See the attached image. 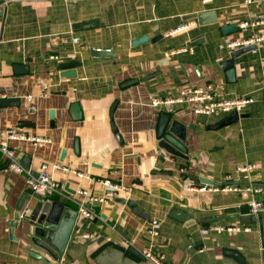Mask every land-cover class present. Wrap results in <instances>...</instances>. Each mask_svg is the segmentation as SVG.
Segmentation results:
<instances>
[{"label": "crops", "instance_id": "obj_1", "mask_svg": "<svg viewBox=\"0 0 264 264\" xmlns=\"http://www.w3.org/2000/svg\"><path fill=\"white\" fill-rule=\"evenodd\" d=\"M203 12H214L217 22L201 26L186 19ZM262 19L264 0H0V101L20 102L0 106V132L18 129L52 140L43 147L12 142L11 148L21 164L29 161L32 176L46 164L63 186V193L52 198L35 196L28 175L16 172L0 154V263L47 264L33 257L38 255L55 264H122L123 257L139 264L130 249L140 254L149 249L165 264H241L228 251L246 264H264V211L252 214V197L187 189L203 185L201 179L215 187L238 182L233 186L240 189L262 187L254 199L264 202V40L236 58L234 83L221 66L233 53L228 43L264 37V25L240 28ZM85 22L95 25L74 27ZM228 25L237 31L224 35ZM142 37L150 40L132 45ZM93 50H111L115 58L95 62ZM68 63L82 65L61 67ZM19 66L24 69L17 72ZM132 80L139 82L124 87ZM207 86L219 98L252 97L255 102L238 122L217 130L211 127L228 117L196 115L188 103L152 104ZM162 114L171 115L168 130L173 121L186 127V158L161 146ZM53 165L69 172L55 171ZM244 166L253 169L238 171ZM105 181L126 191L95 206L98 219H86L77 211L83 198L78 192L105 197L110 189ZM24 198L30 211L38 203L63 206L62 230L74 220L59 262L24 237L19 208ZM120 200L132 201L131 206ZM174 211L194 223L174 219ZM233 215L244 222L199 223ZM253 217L255 222H247ZM153 220L160 231L155 240L147 233Z\"/></svg>", "mask_w": 264, "mask_h": 264}, {"label": "built area", "instance_id": "obj_2", "mask_svg": "<svg viewBox=\"0 0 264 264\" xmlns=\"http://www.w3.org/2000/svg\"><path fill=\"white\" fill-rule=\"evenodd\" d=\"M258 26L264 25V19L249 23L243 22L240 24V28L246 29L249 26ZM264 40V37H249L240 41L228 43V48L231 52L240 50L245 47L252 46ZM181 51H187L185 49ZM58 59V58H56ZM48 90L45 87V95H47ZM26 101L30 104L31 108H35L33 103V97L27 96ZM176 102L188 103L192 106L193 112L196 115H205V116H224L232 117L235 114L241 115L244 110L251 104L255 102L252 97H238V98H219L216 92L213 90L212 86H207L206 88H190L183 90L181 97L177 100H154L152 102L154 107H158L162 104H173ZM12 142H29L35 146L43 147L47 144H50L52 140L44 137L32 136L24 132L19 131L18 129H10L0 132V154L5 158V161L8 162L9 166L12 167L16 172L20 174H27V184L30 192L35 196L49 199L55 195L63 193V186L60 185L56 180H54L50 174V167L48 165H43L38 177L32 176L29 171H27L16 158L15 151L11 148ZM55 171H66L69 172L67 168H63L59 165H53L51 167ZM253 169V166H244L239 167L238 171L247 172ZM80 177H84L83 174H77ZM105 186H108L110 189L105 197H96L91 195L88 191H79L78 194L83 198L80 201H77V211L84 216L86 219L95 220L99 218V214L94 210V207L97 205L106 204L108 202L114 201L117 197V194L126 189L118 184H112L109 181L104 182ZM188 191H223L231 193H240L244 197H252L250 207L253 215L257 216L264 211V202L254 199L255 196L263 193L262 187L250 186L245 189H240L237 186H222L215 187L209 185H200V186H190L187 187ZM30 214V210L26 209L23 211L21 217L25 218ZM238 228H232L230 231H238ZM148 235L152 240H155L160 235L159 231V222L158 220H153L150 224V227L147 231ZM264 252V246L262 247ZM143 255L146 258V261L149 264H165L162 257H158L153 254L152 250L144 251ZM0 264H9V263H0Z\"/></svg>", "mask_w": 264, "mask_h": 264}, {"label": "water", "instance_id": "obj_3", "mask_svg": "<svg viewBox=\"0 0 264 264\" xmlns=\"http://www.w3.org/2000/svg\"><path fill=\"white\" fill-rule=\"evenodd\" d=\"M187 20H196L201 26L203 25H210L215 24L217 22L216 14L214 12H203L196 15H191L186 18ZM94 22H85L76 24L74 27L76 29H84L88 27L94 26ZM237 31L236 25H228L222 28V33L224 35H228ZM150 40L149 37H142L136 39L132 42V45H139ZM257 45H252L249 47L242 48L237 50L231 54V57L224 61L221 66L225 70L228 81L230 83H234L236 80V73H235V60L236 58L240 57L241 55L248 53L250 51L256 50ZM91 55L94 61H101L106 60L109 58H115L114 52L111 50H93ZM81 63H68L63 64L61 67L63 69H71L81 66ZM24 68L19 66L16 68V71H22ZM152 75L143 81L149 80L150 78L154 77ZM72 77L69 76L68 78ZM139 80H132L124 85V87H130L137 84ZM19 100H2L0 101L1 107H12V106H19ZM77 108V113L79 116V120H81V110L79 104L75 105ZM115 106L112 108L111 116L114 115ZM243 115L235 114L232 117L222 121L221 123L217 124L216 126H212L211 129L217 130L222 127L234 124L242 118ZM171 122V115L169 114H162L159 121L158 126V137L162 139L161 146L169 153L181 157L186 158L185 154L187 152V148L184 145L186 141V127L178 121H173L171 123V127L168 130V127ZM117 138L119 139L120 136L116 129H114ZM168 131V132H167ZM22 166L28 170L29 169V161L22 163ZM36 178L38 176H35ZM201 182L205 185L214 186L216 185L214 182L201 179ZM238 182H225L222 186H233L238 185ZM24 198L19 205L21 211H25L27 209L28 204H26ZM119 202L123 204H127L131 206L132 201L120 200ZM172 217L181 222H189L193 224L188 215L183 214L178 211H174L172 213ZM225 219H241L244 222V219L241 218L240 215H233L230 218H211L206 219L203 221H199V223H212L216 221H222ZM24 222L22 225L23 235L26 239H28L32 244L35 246L43 249L47 252V254L52 258L54 262H59L60 259L64 256L66 251L67 245L70 241L73 228H74V220H70L67 223V226L64 230H62L64 223L66 222V211L63 206L53 204L52 202H45V203H38L31 211L30 214L23 218ZM256 221V217L247 218V222ZM57 245V246H56ZM130 253L137 257L141 262L139 264H146V258L143 254L136 252L133 249H130ZM228 255L236 258L241 264H246L244 259L237 253V252H226ZM36 255V254H35ZM38 260L45 262L47 264H55L53 262H48V259L43 256H34ZM98 263V260H97ZM99 264V263H98ZM122 264H136L128 261L127 258H122ZM138 264V263H137Z\"/></svg>", "mask_w": 264, "mask_h": 264}]
</instances>
